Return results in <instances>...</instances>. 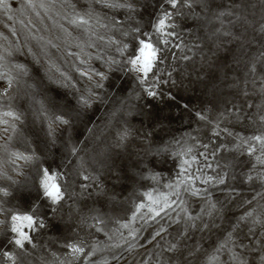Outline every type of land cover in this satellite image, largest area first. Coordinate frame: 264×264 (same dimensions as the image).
<instances>
[{"label": "snow or ice", "instance_id": "1", "mask_svg": "<svg viewBox=\"0 0 264 264\" xmlns=\"http://www.w3.org/2000/svg\"><path fill=\"white\" fill-rule=\"evenodd\" d=\"M18 2L0 0L24 17L0 32V264H264V0ZM166 110L186 128L157 141ZM137 140L128 178L151 190L122 198L105 180Z\"/></svg>", "mask_w": 264, "mask_h": 264}, {"label": "rangeland", "instance_id": "2", "mask_svg": "<svg viewBox=\"0 0 264 264\" xmlns=\"http://www.w3.org/2000/svg\"><path fill=\"white\" fill-rule=\"evenodd\" d=\"M19 8V2L17 0L16 9ZM9 15H13L14 21L10 22L7 20L6 15L3 11H0V32H4L7 34V28H5V25H12L16 27L18 30L20 28L19 20L23 19L24 17L21 16L20 12L17 10H13V12L8 13ZM86 51H89V49H86ZM69 72H71V63L65 66ZM189 96H191V99L194 104H199L202 97L200 96L199 92L189 93ZM187 99V96H186ZM165 115H170L171 120L170 122H165L164 128L161 130L159 126L157 127V134H156V140L159 141L161 138L170 139L172 135H175L177 138L181 137L184 133V130L186 128L187 123V117L184 118V123L181 122V120L176 116L175 111L169 112L168 110L165 111ZM107 112L104 110V107H100L99 109L89 113V119H92L96 121L99 124V127L101 129L105 128L106 120H107ZM133 124L136 128H143L144 130L148 129V122L145 121L142 125L139 120L133 121ZM83 132V125L77 122L76 130L73 132L74 137H79L80 134ZM95 143V142H94ZM139 141H134L133 144L128 148L127 151L122 152L119 157L115 160V168L118 169L121 173L122 179L120 181H114L111 178H108L105 180L109 191L113 190V185H115V191L121 195V197H127L131 196L132 193L135 191L138 194L143 193L145 190H151L148 188V185H145V188H141L138 183H135L132 179H129L128 176L132 173L136 172L139 167H142L140 165L139 160L140 157L137 156V152L140 151V149L137 147L139 145ZM93 145H90L92 147ZM150 159V158H148ZM148 160H145V163H147ZM152 167L155 168V170L160 171L164 177L165 180L174 177L176 175L175 170H173L172 162L169 161L166 164H163L159 161L154 162ZM160 191H166V189H161L159 185L155 186ZM246 196H250V192H245ZM97 199L95 196L92 197L89 200V203L92 202V200ZM137 197H133V201H135ZM99 206V205H98ZM108 212L109 216L114 217H123L125 215V212L123 211H111V206L109 205L104 209ZM117 227V225L109 224L108 228L114 229ZM121 231H127L124 229H121ZM118 239V237H117ZM105 243H110L107 241L106 238H104ZM107 255V253H105Z\"/></svg>", "mask_w": 264, "mask_h": 264}]
</instances>
